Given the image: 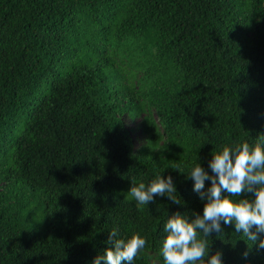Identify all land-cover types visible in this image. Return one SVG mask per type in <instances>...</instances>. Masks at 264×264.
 <instances>
[{"label":"trees","instance_id":"obj_1","mask_svg":"<svg viewBox=\"0 0 264 264\" xmlns=\"http://www.w3.org/2000/svg\"><path fill=\"white\" fill-rule=\"evenodd\" d=\"M259 135L264 0H0V264H91L113 228L146 240L133 264H165L168 215L203 214L191 167ZM158 173L181 204L129 196ZM220 223L209 254L264 264Z\"/></svg>","mask_w":264,"mask_h":264},{"label":"clouds","instance_id":"obj_2","mask_svg":"<svg viewBox=\"0 0 264 264\" xmlns=\"http://www.w3.org/2000/svg\"><path fill=\"white\" fill-rule=\"evenodd\" d=\"M211 157L209 167L213 175L199 163L187 175L194 182L193 191L204 201L203 214H194L189 220L177 212L166 219L163 228L166 236L161 247L165 264H222L219 251L209 254L206 239L212 232H222L221 221L225 225L234 224L236 232L264 249V135L251 144L246 140L231 146L222 144L218 151L211 152ZM130 180L128 194L138 205L152 203L155 196H166L172 203L181 204L171 176L162 177L158 173L147 184ZM206 180L211 182L207 189ZM249 192L254 193V199L223 195L239 197ZM117 237V229L109 231L107 243L111 247L105 248L91 264H133L146 246V240L137 232L127 239Z\"/></svg>","mask_w":264,"mask_h":264},{"label":"rangeland","instance_id":"obj_3","mask_svg":"<svg viewBox=\"0 0 264 264\" xmlns=\"http://www.w3.org/2000/svg\"><path fill=\"white\" fill-rule=\"evenodd\" d=\"M122 121L124 126L127 128L132 145H133V150L136 152L141 144L144 142V133L141 130V125H140V118L139 117H134L130 118L127 115H122Z\"/></svg>","mask_w":264,"mask_h":264}]
</instances>
